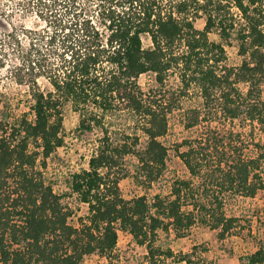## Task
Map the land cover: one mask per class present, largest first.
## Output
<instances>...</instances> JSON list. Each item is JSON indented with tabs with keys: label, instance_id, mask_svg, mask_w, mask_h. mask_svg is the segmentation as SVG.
Here are the masks:
<instances>
[{
	"label": "trees",
	"instance_id": "1",
	"mask_svg": "<svg viewBox=\"0 0 264 264\" xmlns=\"http://www.w3.org/2000/svg\"><path fill=\"white\" fill-rule=\"evenodd\" d=\"M10 2L0 0V82L23 93L0 87V264H83L93 253L111 260L118 230L144 246L147 264H156L177 257L157 243L160 231L178 238L201 223L219 239L236 232L240 219L226 214L225 201L264 189V140L211 121L239 118L264 135V0ZM16 12L35 13L42 25L14 23ZM200 18L201 29L195 26ZM232 38L242 56L237 66L224 63ZM173 68L179 88L165 91ZM147 72L157 90L138 84ZM192 85L203 103L185 111L184 126L206 124L174 148L189 177L174 179L167 195L124 198L119 182L129 175L127 156L136 159L137 185L147 189L162 176L167 114ZM66 104L78 113L77 131H100L87 167L67 180L70 193L87 205L77 224L69 221L64 195L44 176L47 159L64 142ZM121 112L146 136L143 147L136 131L112 135L109 118ZM255 246L238 256L239 264H264V235ZM177 260L192 262L187 255Z\"/></svg>",
	"mask_w": 264,
	"mask_h": 264
},
{
	"label": "rangeland",
	"instance_id": "2",
	"mask_svg": "<svg viewBox=\"0 0 264 264\" xmlns=\"http://www.w3.org/2000/svg\"><path fill=\"white\" fill-rule=\"evenodd\" d=\"M10 1L9 4H11ZM13 22L25 24L27 27H39L42 25L35 13H27L25 16H22L19 12H16ZM203 25L204 20L202 18L195 21L196 28L201 29ZM209 38L217 40L218 36L216 33H210ZM143 43L144 46L150 44L147 36L143 37ZM224 48L226 55L224 63L228 66L239 65L242 61V56L238 53L236 41L232 38L229 44L224 45ZM179 50H181V47ZM5 81L4 79L0 82V87L3 90L6 89L14 95L22 88L20 93H23V87L19 88L15 84L10 83L4 88L2 84ZM137 82L145 92H148L150 89H158V83L151 72L140 74ZM39 83L45 86L46 80L40 78ZM179 85V70L178 68H173L167 73L162 89L177 92ZM239 87L245 90L247 85L239 83ZM261 97L264 99V85L262 86ZM202 103L199 91L192 85L185 95L177 98L174 108L167 114V131L161 138L168 148L166 167L162 176L150 187L144 189L142 186L136 184L131 176L136 159L133 156L126 157L129 175L119 182L120 191L124 198L145 194L151 199L157 193L167 195L170 192L174 179L189 177L186 167L175 153L174 148L183 139L195 137L203 130V125L206 122L200 123V125L193 128L184 126L186 121L185 111L193 107L201 108ZM22 106L21 104L19 110L25 109V106ZM62 113L64 142L47 159L44 176L52 185L55 193L64 195L61 199L62 203L67 204L72 209L69 221L70 223L77 224L79 217H85L87 214V205L78 201L74 193H70L67 180L73 172L87 167L88 159L98 143L100 131L99 129L83 133L77 131L78 113L72 109L70 104L63 106ZM109 119L111 120L109 127L113 136L123 130L125 133L136 131L139 135V147L145 145L146 136L137 128L135 119L128 113L121 112L117 117ZM211 124L217 126L219 129H232L233 131L242 132L248 139L252 137L255 141L259 139L264 140L263 133L259 131L256 125L252 126L239 118L233 120H218L214 118ZM180 149H184V146ZM262 175L264 178V173ZM224 208L227 215H234L240 219L239 225L235 230L236 232H232V234L219 239L215 230L201 223L193 224L184 236L178 238L166 236L164 232L160 231L157 240L158 244H161L162 247H169L177 257L179 255H187L192 262L187 263L184 260H177L175 256L160 258L156 264H239L238 256L253 251L256 247L255 241L264 235V189L259 190L253 198L227 197ZM145 255L146 249L144 246L136 244L129 232L118 230L117 242L111 260L93 253L84 257L83 264H147Z\"/></svg>",
	"mask_w": 264,
	"mask_h": 264
}]
</instances>
